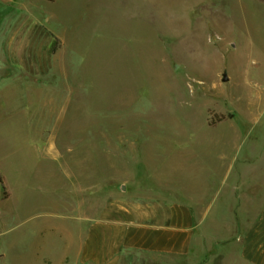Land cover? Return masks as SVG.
Segmentation results:
<instances>
[{
    "label": "rangeland",
    "instance_id": "374dc122",
    "mask_svg": "<svg viewBox=\"0 0 264 264\" xmlns=\"http://www.w3.org/2000/svg\"><path fill=\"white\" fill-rule=\"evenodd\" d=\"M0 108L14 110L0 142L20 137L0 148L12 193L2 209L14 216L0 233V264H77V195L48 173L59 150L86 160L98 144L101 157L124 154L122 167L152 187L163 179L219 202L225 174L233 180L252 166L245 160L264 182V2L0 0ZM32 138L35 164L24 143ZM100 183L118 181L106 172ZM228 221L236 230L232 212L215 215L218 227Z\"/></svg>",
    "mask_w": 264,
    "mask_h": 264
},
{
    "label": "crops",
    "instance_id": "0c3cea01",
    "mask_svg": "<svg viewBox=\"0 0 264 264\" xmlns=\"http://www.w3.org/2000/svg\"><path fill=\"white\" fill-rule=\"evenodd\" d=\"M0 111L9 114L7 119L0 118V129H3V122L13 120L14 110L0 108ZM18 130L8 142L1 140L0 148L19 144ZM32 139L24 143H27V160L35 164L38 141ZM99 148L97 144L96 156L86 160L83 157L68 160L64 155L67 150H59L60 157L55 159L58 165L48 169V173L53 171L54 177H58L56 185H61L64 178L77 195L76 212L83 231L77 264H137V255L144 256L146 264H182L185 261L192 264H264V182L257 178L256 171L260 168H255L253 161L245 160L244 163L252 166H239L233 180L230 171L225 174L221 183L224 197L219 202L208 194L209 190L198 197L193 191L185 193L179 188L165 186L163 179H158L152 187L143 175L138 180L128 167H122L129 164L124 154L109 151L101 157ZM30 151L34 153L32 156ZM39 156V162L45 164L46 157ZM101 162L110 164L107 170H101ZM2 163L0 160V233L14 220L12 214L2 209L12 197ZM106 172L118 184L101 187V173ZM108 191L121 197L101 202L100 195ZM145 195L153 196L147 199ZM202 210L208 212L204 218L195 213ZM218 211L232 212L236 230L231 229L230 221L219 227L216 225Z\"/></svg>",
    "mask_w": 264,
    "mask_h": 264
},
{
    "label": "water",
    "instance_id": "95a60500",
    "mask_svg": "<svg viewBox=\"0 0 264 264\" xmlns=\"http://www.w3.org/2000/svg\"><path fill=\"white\" fill-rule=\"evenodd\" d=\"M229 76H228V74L227 73H225L224 75H223V82L224 83H228L229 82Z\"/></svg>",
    "mask_w": 264,
    "mask_h": 264
},
{
    "label": "trees",
    "instance_id": "16d2710c",
    "mask_svg": "<svg viewBox=\"0 0 264 264\" xmlns=\"http://www.w3.org/2000/svg\"><path fill=\"white\" fill-rule=\"evenodd\" d=\"M48 1H50V2H55V0H48ZM261 1H263V2H264V0H261ZM1 182H2V180H1Z\"/></svg>",
    "mask_w": 264,
    "mask_h": 264
}]
</instances>
